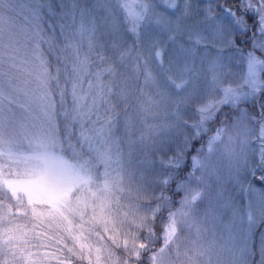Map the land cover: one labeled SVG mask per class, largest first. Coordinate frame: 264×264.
Returning <instances> with one entry per match:
<instances>
[{"label":"snow or ice","instance_id":"snow-or-ice-1","mask_svg":"<svg viewBox=\"0 0 264 264\" xmlns=\"http://www.w3.org/2000/svg\"><path fill=\"white\" fill-rule=\"evenodd\" d=\"M0 264H264V0H0Z\"/></svg>","mask_w":264,"mask_h":264}]
</instances>
